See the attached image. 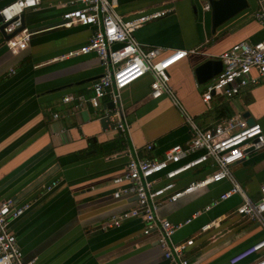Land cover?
<instances>
[{"label": "crops", "instance_id": "1", "mask_svg": "<svg viewBox=\"0 0 264 264\" xmlns=\"http://www.w3.org/2000/svg\"><path fill=\"white\" fill-rule=\"evenodd\" d=\"M12 1L0 0V9ZM248 1V8L213 31L209 0H119L117 11L126 20L166 11L136 32L142 45L188 51L170 68V85L182 108L167 95L152 98V76L147 74L120 92L125 132L101 123L108 111H119L109 96L99 107L79 99L93 95L92 85L103 73L98 57L62 58L92 34L88 26H59L62 15L79 5L45 0L39 8L25 10L26 27L39 32L18 53L7 47L0 31V200L11 197L18 205L31 204L11 222L24 263L171 264L156 233H143L140 217L102 228L113 216L137 206L134 196H114L128 185L114 180L125 172L128 149L139 158L160 159L173 144H186L191 133L185 112L202 128L232 117L245 119L249 112L264 130V81L206 103L208 82L199 84L195 76L197 66L220 58L234 44L264 39V23L256 17L264 12V0ZM65 96L73 99L65 101ZM212 170L206 162L179 176L176 187L184 188ZM232 171L248 197L258 201L264 148L248 153ZM230 188L231 182L224 180L175 202L161 200V217L173 223L192 218L172 238L175 243L194 240L186 250L190 264H229L234 253L264 239L263 225L236 213L243 201L239 194L212 204ZM213 221L217 223L202 230Z\"/></svg>", "mask_w": 264, "mask_h": 264}, {"label": "built area", "instance_id": "2", "mask_svg": "<svg viewBox=\"0 0 264 264\" xmlns=\"http://www.w3.org/2000/svg\"><path fill=\"white\" fill-rule=\"evenodd\" d=\"M44 1L14 0L0 9V26L7 24L4 28L6 34H14L6 40L7 47L13 53L26 49L32 36L39 32L28 27L18 31L23 25L21 16L27 9L39 8ZM70 2L71 5L79 6L66 11L59 26H88L92 34L84 45L62 58L95 54L104 68L102 75L92 85L93 95L88 100L80 97V101H89L94 107H99L101 100L109 96L114 104H118L122 89L150 74V96L159 98L167 95L182 108L170 85V68L183 59L188 51L175 49L169 52L168 49L159 47H145L135 35L145 24L165 15V10L141 13L126 20L117 11L119 0ZM256 17L264 23L263 11H258ZM220 59L223 61V70L206 84L203 92L204 102L209 103L216 95L231 98L243 92L245 88L264 81V39L254 43L247 40L238 42L221 54ZM72 99L73 96L64 98L65 101ZM107 115L117 129L123 132L127 130L126 122L121 119L117 109L108 111ZM54 116L57 117L58 114ZM185 116L191 137L186 144H173L164 157L139 158L135 151L127 150L129 159L125 172L115 178L114 182H128V185L116 190L114 196H134L137 206L113 216L102 226L103 229H111L121 226L128 218L140 217L145 222L143 233H156L164 257L171 264H190L186 250L194 240L175 243L172 238L175 232L192 218L182 223H173L161 217L158 212L162 199L175 202L212 183L227 180L231 182V188L212 204L239 194L243 201L236 213L246 219L256 220L264 227V182L261 185L260 199L253 202L232 171V166L244 159L248 153L264 148L262 126L258 123L249 125L241 117H232L212 128H202L186 112ZM152 148L153 144H149L148 149ZM206 162L212 163L213 170L210 174L191 181L184 188L176 187V179L179 176ZM30 207L29 202L18 205L11 197L0 200V264H28L23 261V252L11 228V222L22 216ZM210 207L211 205L208 208ZM216 223L210 222L204 225L202 230L206 231ZM229 264H264V239L234 253L229 259Z\"/></svg>", "mask_w": 264, "mask_h": 264}, {"label": "water", "instance_id": "3", "mask_svg": "<svg viewBox=\"0 0 264 264\" xmlns=\"http://www.w3.org/2000/svg\"><path fill=\"white\" fill-rule=\"evenodd\" d=\"M209 4L211 7L212 28H213V31H216V29L219 26H221L222 24L227 22L229 19H231L238 13L248 8L249 1L248 0H209ZM21 19H22L23 25L18 31L26 27L24 14L21 16ZM1 20L2 18L0 16V21ZM6 25L7 24H2L0 26V31L3 33L6 39H9L14 34H6L4 30ZM222 70H223V61L220 58H210L196 67L195 76H196L197 82L199 84H206L210 80L214 79L217 75H219L222 72ZM103 71H104V68H103ZM112 105L114 104L111 103L110 106ZM117 106L119 107V113H120L121 119L125 121L120 100H118ZM243 117L246 119L249 125H254L256 123V121L254 120L253 117H251L249 112H245L243 114ZM110 122L111 120L108 115H105L101 118V123L104 128L105 127L107 128L109 126L114 127V125L110 124Z\"/></svg>", "mask_w": 264, "mask_h": 264}]
</instances>
